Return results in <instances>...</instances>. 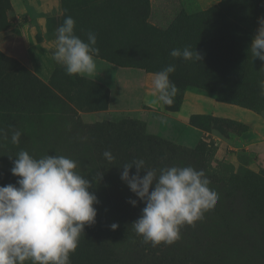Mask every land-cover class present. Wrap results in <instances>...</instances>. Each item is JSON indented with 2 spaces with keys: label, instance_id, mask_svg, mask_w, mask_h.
Listing matches in <instances>:
<instances>
[{
  "label": "rangeland",
  "instance_id": "obj_1",
  "mask_svg": "<svg viewBox=\"0 0 264 264\" xmlns=\"http://www.w3.org/2000/svg\"><path fill=\"white\" fill-rule=\"evenodd\" d=\"M182 3L179 17L161 29L149 21L150 0H26L27 12L20 17L23 21L47 12L52 33L57 35L65 17L71 16L76 22L75 34L83 41L87 42V33L96 34L100 51L91 77L69 76L53 59L55 46L36 49L33 66L0 49V72L11 70L0 83V99L9 98L8 104H0V129L8 136L0 138V186L16 184L18 177L10 170L19 151L35 158L48 154L76 160L79 154H74V143L77 139L80 145L87 141L89 126L121 120L137 122L143 136L138 143V159L148 168L159 173L165 167L191 166L227 184L223 189L209 184L219 200L202 221L185 225L175 243L153 247L134 231L135 220L125 217L132 211L141 216L145 205L138 200L132 206L129 200L117 197L112 185L118 188L124 183L120 173L106 175L113 182L109 187L107 179L100 184L96 176L78 170L82 167L78 164L77 171L92 184L89 191L99 203L94 205L96 222L84 228L77 249L70 254V264H264V168L254 167L252 154L240 151L220 155L217 146L204 139L192 147L180 145L147 134L145 123L132 116L84 118L100 110L138 107V77L126 72L138 70L139 65L158 72L170 64L177 71L169 77L177 93L171 105H164L166 108H178L190 90L247 106L264 118V61L253 58L250 50L259 20L264 18V0H222L208 10L201 9L197 0ZM13 22L10 0H0V32ZM185 47L196 50L202 60L170 56L171 50ZM202 120L209 126L229 125ZM14 130L22 133L18 145L11 143ZM146 137H150L152 150L161 154L158 162L148 156L151 151ZM118 145L121 157L125 151ZM189 151L195 152L193 157L199 156V162L179 161L180 154ZM113 170L110 166L100 171ZM145 174L142 170L140 175ZM113 223L118 225L115 230L110 227Z\"/></svg>",
  "mask_w": 264,
  "mask_h": 264
},
{
  "label": "clouds",
  "instance_id": "obj_2",
  "mask_svg": "<svg viewBox=\"0 0 264 264\" xmlns=\"http://www.w3.org/2000/svg\"><path fill=\"white\" fill-rule=\"evenodd\" d=\"M75 20L64 19L57 29L53 59L64 66L69 76L91 77L96 72L99 56L97 37L87 33V42L75 34ZM253 58L264 61V18L251 40ZM173 58L199 62L202 56L189 47L173 49ZM170 64L152 74L151 95L156 102L171 105L177 93L170 80L175 72ZM22 133L12 131L11 143L18 145ZM0 138L8 139L0 129ZM111 163L110 150L102 153ZM11 158V157H10ZM135 166V174L129 170ZM78 162L65 156L45 155L35 158L21 150L13 161L11 174L16 184L0 186V264H70L84 235V228L96 222L99 201L89 189L92 184L77 171ZM120 179L144 203L141 216L132 224L137 235L153 247L171 245L181 238V229L195 226L206 212L212 210L219 194L209 187L210 180L203 170L191 166L148 168L143 159L121 166ZM146 170L141 176L140 172ZM102 174L97 173L98 178ZM151 188V191H150ZM136 206V199H129ZM112 230L118 225L113 223Z\"/></svg>",
  "mask_w": 264,
  "mask_h": 264
},
{
  "label": "crops",
  "instance_id": "obj_3",
  "mask_svg": "<svg viewBox=\"0 0 264 264\" xmlns=\"http://www.w3.org/2000/svg\"><path fill=\"white\" fill-rule=\"evenodd\" d=\"M197 1L201 9H208L222 0ZM10 3L14 22L0 32V49L25 65L33 66V52L40 47L46 50L53 46L56 48L57 35L52 33L47 12L35 14L23 21L20 17L27 12L26 0H10ZM46 7L44 5L43 8ZM182 9V0H150L149 21L158 28H167ZM126 73L138 77V107L100 110L85 115L86 120L132 116L145 123L147 133L191 147L199 140L210 137L216 142L220 155L246 152L253 155L254 167L264 168V118L260 113L235 103L216 100L204 92L190 90L184 93L178 108L168 109L151 95L152 74L155 72L138 67V70L132 69ZM203 118L230 121L236 127L209 126Z\"/></svg>",
  "mask_w": 264,
  "mask_h": 264
},
{
  "label": "trees",
  "instance_id": "obj_4",
  "mask_svg": "<svg viewBox=\"0 0 264 264\" xmlns=\"http://www.w3.org/2000/svg\"><path fill=\"white\" fill-rule=\"evenodd\" d=\"M215 6H217V5H215ZM215 6H213V7H215ZM213 7H210L208 9H211ZM208 9H204V10H208ZM138 67H142V66L139 65ZM145 69L147 71H149L147 68H145ZM10 71L11 70H7L5 72H0V83L3 81V79H5V77H7V75L10 73ZM0 101H1L0 104L6 105L9 103V98H7L6 96L5 97L1 96ZM229 103H232V102H229ZM238 105H240V104H238ZM241 106H244V105H241ZM244 107H247V106H244ZM247 108H249V107H247ZM168 109H171V108L168 107ZM11 110H10V112H11ZM14 111L15 110L13 109L12 112H14ZM209 119H210L211 123H214L215 121H219V122L228 123L233 128L236 127V124H234L230 121L219 120L217 118H209ZM136 123L137 122H135V121L121 120L120 122H118L116 124H110L107 126L105 123H103L101 125H96L94 127L89 126L87 128L89 130L88 137H86L83 134L84 137H86L87 141L83 142L80 145L78 139L76 141L73 140V141H75L74 144H75V148H76L74 154H77V153L79 154L75 159L78 162L79 166H82L81 167L82 169L80 168L78 170H81V171L85 170L89 177L96 176L98 178L97 173L101 172L100 171L101 169H104V168L109 169L110 166H112L114 168L113 171H109V172H105V173L101 172L102 175L98 178L99 179L98 181L100 182V184L102 183V181L104 179H107L106 184H108L110 187V185H112L113 182L106 175L109 173L108 174V176H109L110 174H113L115 171H116L115 173H121L123 170L121 167L122 165H124L126 163H131L133 160L138 159V143L142 142L141 138L143 136H142V134H140V131H139ZM214 125H216L218 127H222V126L230 127L229 125H217V124H214ZM8 126H9V124H8ZM147 134H149V133H147ZM149 135H151V134H149ZM145 139H146L145 144H147L148 150L151 151V153L148 156L151 157L154 161L158 162L157 156H160L161 154L158 152L156 153L155 149L152 150L153 146H152L151 141L149 140L150 137H146ZM118 144H120V147L122 148V150L125 151V153H123L125 156L123 154L121 157L118 155V153L120 151V149H118L119 148ZM128 147H130V150H128ZM105 150H110L115 157V160L112 161L111 163H109L102 155V153ZM194 153L192 151L181 153L179 161L185 162V163L186 162H189V163L190 162H196V163L199 162V156L193 157ZM135 172H136V169H135V166H133L129 170V174L132 175V174H135ZM140 174H141V172H140ZM205 175L210 180V184H213L217 188L219 187V188L223 189L224 187L227 186L226 182L223 183V182L219 181L217 179V177L213 176V174H209V172L205 171ZM95 182H97V180ZM112 187L114 188V191L116 192L117 197L118 198L120 197V199L122 201H125V200L128 201L129 199L134 198V197L138 201V198L130 191V189L128 188V186L126 184L120 183L119 185H117L118 188H115L116 186H113V185H112ZM117 193H119V194H117ZM128 214H129V216H125L127 219L131 218V219H134L136 221L140 217V216H138V212H136V211L129 212Z\"/></svg>",
  "mask_w": 264,
  "mask_h": 264
},
{
  "label": "built area",
  "instance_id": "obj_5",
  "mask_svg": "<svg viewBox=\"0 0 264 264\" xmlns=\"http://www.w3.org/2000/svg\"><path fill=\"white\" fill-rule=\"evenodd\" d=\"M204 140H205L207 143H209V144H214V145H216V142H213L212 139H210V137H205Z\"/></svg>",
  "mask_w": 264,
  "mask_h": 264
}]
</instances>
